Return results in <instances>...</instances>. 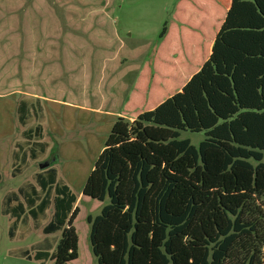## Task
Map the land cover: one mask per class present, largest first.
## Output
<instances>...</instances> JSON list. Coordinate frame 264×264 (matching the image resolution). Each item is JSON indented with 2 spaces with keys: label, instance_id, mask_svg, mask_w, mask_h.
Here are the masks:
<instances>
[{
  "label": "trees",
  "instance_id": "trees-1",
  "mask_svg": "<svg viewBox=\"0 0 264 264\" xmlns=\"http://www.w3.org/2000/svg\"><path fill=\"white\" fill-rule=\"evenodd\" d=\"M186 1L175 13L187 14L205 38L203 59L180 87L132 119H115L83 184L84 196L107 201L85 218L96 264H264V0H211L213 13ZM166 32L163 24L158 38ZM36 104L18 102L20 124ZM181 131L205 137L195 146ZM25 136L39 157L40 125ZM51 162L35 184L5 195L2 213L14 218L13 237L25 213L38 228L51 206L41 230L60 238L33 258L70 264L78 257L79 208Z\"/></svg>",
  "mask_w": 264,
  "mask_h": 264
},
{
  "label": "rangeland",
  "instance_id": "rangeland-1",
  "mask_svg": "<svg viewBox=\"0 0 264 264\" xmlns=\"http://www.w3.org/2000/svg\"><path fill=\"white\" fill-rule=\"evenodd\" d=\"M178 1L0 0V264H53L33 258L38 250L52 252L60 238V231L41 230L52 207L44 211L38 228L25 213L13 237L8 232L14 218L2 213L5 195L25 183L35 184L39 164L50 157L79 208L74 221L78 257L70 264H96L85 218L98 214L107 201L84 196L82 187L117 114L125 112L123 103L141 66L147 62L156 74L160 56L191 69L202 56V35L193 37L195 47L180 45L174 31L158 38L163 24L170 31L177 25L172 16ZM27 98L36 99L38 112L29 108L22 125L16 106ZM150 102L142 104L145 109ZM36 125L45 151L32 158L39 147L25 134ZM204 137L202 131H181L179 136L195 146Z\"/></svg>",
  "mask_w": 264,
  "mask_h": 264
},
{
  "label": "crops",
  "instance_id": "crops-1",
  "mask_svg": "<svg viewBox=\"0 0 264 264\" xmlns=\"http://www.w3.org/2000/svg\"><path fill=\"white\" fill-rule=\"evenodd\" d=\"M200 1V5L204 6L205 10L206 6H208L209 8L211 7L212 9H210L213 13V2L211 0ZM179 3H183V5L189 4L186 0H179L177 3L178 6H180ZM173 15L175 16V19H173L172 16V21L177 25L175 26V24H172L171 31L169 27V29H167L166 34L161 38V40L163 38H168V36L174 31L176 33V36L178 37L180 45L192 44L195 47L196 38L193 37L200 36L198 31L195 29L196 25H194V28L192 27L191 18L187 14H184L183 17H180L178 13L174 12ZM200 41L201 39L198 38L196 43L198 46L201 43ZM202 45L198 47L202 56L200 57V59L197 60L196 65H198L203 59V54L201 50ZM155 65L156 70L159 72L161 71L163 73V76L160 75L159 72H157L156 74H151L147 62H144V65L141 66L131 86V89L123 103L125 112H120L119 114H117V117H125L127 119H132L134 115L139 111L137 109H140L143 103H146L149 100L157 99L158 94L172 86L180 87L182 85V82H180L179 80H181V78L186 80L191 75V73L197 69L196 65L195 67L190 69L189 67L184 66L178 62L175 64V62H170V60H167L166 58L161 59L160 56H157ZM156 103H154V105ZM102 205L99 206V209Z\"/></svg>",
  "mask_w": 264,
  "mask_h": 264
},
{
  "label": "water",
  "instance_id": "water-1",
  "mask_svg": "<svg viewBox=\"0 0 264 264\" xmlns=\"http://www.w3.org/2000/svg\"><path fill=\"white\" fill-rule=\"evenodd\" d=\"M52 158H53V157H50V158H48L45 162H41V163L39 164L40 168L42 169V168H44L45 166H47L48 163H49V160H51Z\"/></svg>",
  "mask_w": 264,
  "mask_h": 264
}]
</instances>
